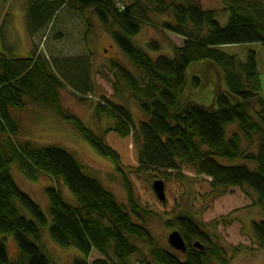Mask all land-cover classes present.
<instances>
[{"label":"trees","instance_id":"1","mask_svg":"<svg viewBox=\"0 0 264 264\" xmlns=\"http://www.w3.org/2000/svg\"><path fill=\"white\" fill-rule=\"evenodd\" d=\"M128 1L32 0L26 26L34 39L51 28L63 11L80 16L92 12L133 69L120 67L122 72L116 77L139 107L143 120L138 123L128 108L105 98L106 105L98 103L96 113L109 117L113 127L101 137L78 117L64 112L61 90L70 87L86 95L92 91L89 57L49 58L35 51L30 58H9L0 53V235L13 236L21 253L11 261L0 242V264L56 263L40 246L41 230L49 221L15 183L12 166L31 182H38L41 176L59 181L76 198L77 206L68 205L58 190H46L50 237L59 247L81 253L73 264H115V260L129 264L133 256L142 253L138 243L147 249L146 264H231L226 251L213 244L207 233L225 220L201 224L197 213L180 212L179 205L164 214L174 215L166 226L178 230L187 243V253L181 254L185 259L160 248L141 223L151 212L146 209L148 204L135 201L132 175L182 182L189 171L201 185L197 200L202 205L211 197L239 189L255 196L256 205L264 212V100L257 56L250 51L242 61L223 51L224 47L247 44L264 47V0H220L229 15L226 25L220 23L216 12L203 10L194 0ZM143 26L179 36L184 45L174 49V57L153 59L132 42ZM147 47L160 50L158 44ZM209 68L217 71L221 83L213 104L207 107L191 99L187 89L214 84ZM199 70L203 75L197 74ZM115 88L120 93L118 84ZM28 101L53 108L101 157L115 165L129 192V206L87 174L68 151L20 142L21 125L13 111H22ZM233 126L238 132L229 135L227 130ZM130 139L137 165L125 168ZM244 143L253 149L245 151ZM219 159L241 160L246 165L226 166ZM20 207L33 221L21 215ZM252 230L256 244L264 250V222L253 223ZM193 241L201 243L204 250L195 249ZM93 252L103 259L90 263Z\"/></svg>","mask_w":264,"mask_h":264},{"label":"rangeland","instance_id":"2","mask_svg":"<svg viewBox=\"0 0 264 264\" xmlns=\"http://www.w3.org/2000/svg\"><path fill=\"white\" fill-rule=\"evenodd\" d=\"M31 1L0 0V53L3 52L2 54L9 58H30L35 51L38 55L49 58L89 57L92 91L86 95L66 87L60 92V103L65 113L78 117L96 136L101 137L104 132L113 127V121L109 117L97 116V104L106 105L103 98L128 108L136 123L143 120L137 103L116 77L122 72L120 67L133 69L92 12L88 11L84 16H80L70 11L65 13L63 11L51 28H47L44 33L31 39L26 26L27 9ZM194 2L205 11L216 12L222 25L228 23L229 15L225 12V7L220 0H194ZM132 42L136 47L144 49L151 58L157 59L160 56L174 57V49L183 47L185 40L168 32L143 26L141 33L132 38ZM150 44H158L160 50L150 51L147 47ZM223 51L229 55L238 56L242 61H245L248 52L256 53L262 84L260 95L264 100V47L261 44H247L224 47ZM52 66L55 72L54 65ZM200 70L197 73L199 75L202 74ZM208 70L214 78V84L209 83L196 90H193L190 85L187 89L191 99L207 107L213 104L214 93L220 90L221 83L217 71L214 68ZM116 84L121 90L120 93L116 91ZM13 113L21 125L20 142H31L37 147L55 146L68 151L86 168L87 174L100 181L121 204L129 206V192L123 176L117 171L115 165L101 157L71 124L56 114L53 108L28 101L22 111H13ZM227 132L231 135L238 132V129L233 126L228 128ZM243 147L245 151L247 148L253 149L249 148L247 143H244ZM127 149L123 164L125 168L135 167L137 159L131 139ZM219 161L226 166L246 165L241 160L219 159ZM12 176L18 187L41 207L49 221V226L51 215L47 189L58 190L66 204L77 206L76 198L59 181L46 176H41L38 182L28 181L16 166H12ZM185 176L187 177L185 181L165 183L166 205L164 207L163 203L157 200L153 190V183L158 180L148 176H143L141 179L130 176L135 201L148 204L146 209L151 212L141 223L157 245L175 252L168 244V238L175 229L166 226L174 215L166 216L164 210L169 211L175 205H179L180 212L187 210L190 213H197L196 219L201 224L210 225L216 221L225 220L221 221L216 228L208 229L207 233L213 244L226 251L231 264H264V250L256 244L252 230L253 223L264 222V212L259 205H256V197L250 196L247 191L231 189L227 195L211 197L202 205L197 200L201 185L189 171L185 172ZM20 211L22 216L33 221V217L27 211L21 207ZM49 226L41 230L40 246L46 255L54 263L56 262L55 264H73L76 258L82 256L81 253L75 248L64 249L56 245L50 237ZM0 242L4 243L11 261H16L21 256L13 236L0 235ZM195 243L196 241H193V244ZM137 245L142 253L133 256L129 264H146L147 249L142 243ZM177 255L181 260L185 259V256L178 253ZM100 259H103L102 256L93 252L89 260L93 263ZM115 264L119 263L115 260Z\"/></svg>","mask_w":264,"mask_h":264},{"label":"water","instance_id":"3","mask_svg":"<svg viewBox=\"0 0 264 264\" xmlns=\"http://www.w3.org/2000/svg\"><path fill=\"white\" fill-rule=\"evenodd\" d=\"M153 190L161 203L166 202V194H165V182L162 180H158L153 183ZM168 244L170 248L177 252L185 255L188 251L187 243L181 236L178 231H174L168 238ZM194 248L203 251L204 247L201 243L196 242L194 244Z\"/></svg>","mask_w":264,"mask_h":264}]
</instances>
